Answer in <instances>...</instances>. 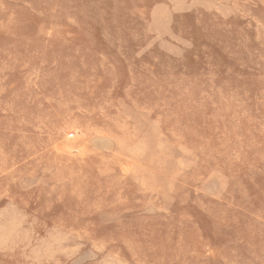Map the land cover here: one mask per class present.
I'll return each mask as SVG.
<instances>
[{
	"label": "rangeland",
	"instance_id": "obj_1",
	"mask_svg": "<svg viewBox=\"0 0 264 264\" xmlns=\"http://www.w3.org/2000/svg\"><path fill=\"white\" fill-rule=\"evenodd\" d=\"M0 264H264V0H0Z\"/></svg>",
	"mask_w": 264,
	"mask_h": 264
}]
</instances>
